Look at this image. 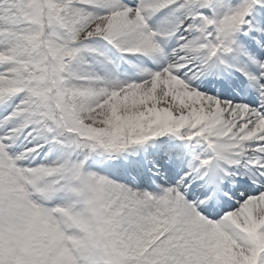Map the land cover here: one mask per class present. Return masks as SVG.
Here are the masks:
<instances>
[{"label": "snow or ice", "instance_id": "obj_1", "mask_svg": "<svg viewBox=\"0 0 264 264\" xmlns=\"http://www.w3.org/2000/svg\"><path fill=\"white\" fill-rule=\"evenodd\" d=\"M0 264H264V0H0Z\"/></svg>", "mask_w": 264, "mask_h": 264}]
</instances>
